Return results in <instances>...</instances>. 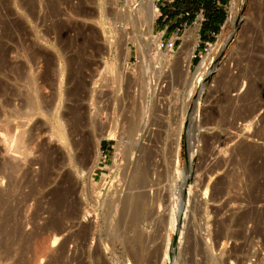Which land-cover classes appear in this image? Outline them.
<instances>
[{
    "label": "rangeland",
    "instance_id": "obj_1",
    "mask_svg": "<svg viewBox=\"0 0 264 264\" xmlns=\"http://www.w3.org/2000/svg\"><path fill=\"white\" fill-rule=\"evenodd\" d=\"M126 2L0 0V218L11 212L0 264H161L166 249L172 264H264V0H230L209 48L194 45L189 97L182 43L195 44L186 31L194 25L174 50L158 49L140 5ZM165 3L155 4L162 16L152 29L162 35L168 25L163 41L175 29ZM10 125L24 138L19 151L7 150ZM127 147L147 156L151 186L123 185L118 195L145 190L151 201L140 222L126 216L114 230L105 202ZM10 161L20 166L12 176ZM186 165L190 193L177 228Z\"/></svg>",
    "mask_w": 264,
    "mask_h": 264
},
{
    "label": "bare ground",
    "instance_id": "obj_2",
    "mask_svg": "<svg viewBox=\"0 0 264 264\" xmlns=\"http://www.w3.org/2000/svg\"><path fill=\"white\" fill-rule=\"evenodd\" d=\"M129 6H132V4H133V2H132V0H127V2H126ZM139 3L140 4H136V5H140L139 7H140V14H142L143 15V18H141V20H142V23L143 24H145V27H147V29H146V35H149L150 36V41L152 42V43H154V45H155V47H157L158 49H159V44H160V35H161V32H157V34H154L153 33V31H152V29H153V23H154V20H155V17H157L158 16V14H159V12L158 11H156L155 10V1L154 0H140L139 1ZM158 7V6H157ZM158 10H159V8H158ZM138 14V13H137ZM157 15V16H156ZM137 17H138V15H137ZM141 35V34H140ZM145 35V36H146ZM142 36H144V35H142ZM145 36H144V39H146L145 38ZM148 36V37H149ZM141 37V36H140ZM227 37V36H226ZM228 38V37H227ZM226 38V39H227ZM225 39V40H226ZM261 39V38H260ZM141 40H142V38H139L138 36L136 37V38H134V44H135V46H136V49L138 50V51H141V44H142V42L144 41H142L141 42ZM148 41V40H147ZM183 45L182 46H186V47H188V49H187V52H186V54H185V61H183L184 62V71L187 73V76H188V78H189V82L187 81L186 82V85L188 86V89H187V96L189 97V95H190V93H191V91H192V83H193V77H194V75L196 74V73H191V74H189L188 75V69H187V66H188V63H189V58H190V56H191V54L193 53V49H194V45L196 44H194V43H191L190 42V40H189V37L188 36H184V38H183V43H182ZM210 45H211V43H210ZM129 50H130V48H129V46H127L126 47V54L128 55L129 54ZM260 50V49H259ZM263 50V49H262ZM255 53V52H254ZM142 58H144V56L142 57ZM264 59V58H263ZM262 62V61H261ZM248 67V66H247ZM251 68V67H250ZM171 70V69H170ZM256 70H258V69H256ZM253 73V72H252ZM256 77V76H255ZM195 78V77H194ZM256 78H258V77H256ZM188 80V79H187ZM16 81V80H15ZM175 82V81H174ZM249 83V82H248ZM174 84V83H173ZM233 84H235V83H233ZM191 85V86H190ZM169 87V86H168ZM254 87V86H253ZM255 88H257V86L255 85ZM255 88H252V89H255ZM259 88V87H258ZM249 89V88H248ZM256 91V90H255ZM27 92V91H26ZM250 95H251V93H250ZM243 98V97H242ZM188 99V98H187ZM246 99V98H245ZM240 100V99H239ZM242 100V99H241ZM31 101V100H30ZM253 108V107H252ZM28 110H29V108H28ZM32 110V109H31ZM19 114V113H18ZM25 114H27V113H25ZM27 115H29V113L27 114ZM252 117V116H251ZM127 120V119H126ZM131 122V121H130ZM137 122V121H136ZM16 123V122H15ZM194 123V122H193ZM250 123V122H249ZM130 124V123H129ZM17 125V124H16ZM15 125V126H16ZM22 125V124H21ZM134 125V124H133ZM250 125V124H249ZM139 126V125H138ZM193 126V125H192ZM22 127V126H21ZM140 127V126H139ZM8 129H7V132L6 133H8L9 135H7V136H9L8 137V149L7 150H11L12 152L13 151H19V147H21V145L19 144L20 142H21V138L22 137H20V134H19V136L18 135H13L12 133H10V131H12V125H10L9 127H7ZM132 128V127H131ZM194 128V127H193ZM15 129V128H14ZM22 130V129H21ZM18 131V130H17ZM20 131V130H19ZM22 132V131H21ZM20 132V133H21ZM25 132V131H24ZM128 132V131H127ZM5 133V134H6ZM135 132H133V134H134ZM4 134V133H3ZM4 134V135H5ZM16 134V133H15ZM18 134V133H17ZM116 133H115V129L113 128V129H109L108 130V132H101L100 133V135L98 136V139H100V138H102V137H104V136H108L109 138H112V136L114 137V135H115ZM131 135V134H130ZM118 136V135H117ZM5 137V136H4ZM116 137V136H115ZM5 139H6V137H5ZM22 139H24V138H22ZM12 140L14 141L13 142V144L14 145H12V144H10L9 142L11 141L12 142ZM7 141V140H6ZM133 142V141H132ZM187 142H188V147H189V150H190V156H189V158L191 159V156H192V153H193V145H194V143H195V133H194V131L192 130V129H190V130H188V132H187ZM21 143H24V142H21ZM6 144V143H5ZM20 145V146H19ZM24 145V144H23ZM26 145V144H25ZM148 147V146H147ZM7 148V147H6ZM22 148V147H21ZM125 148V147H124ZM138 148H140V147H138ZM176 148V147H175ZM244 150H245V148H243ZM6 150V151H7ZM122 150V149H121ZM148 150V149H147ZM171 150V149H170ZM244 150H243V152H244ZM20 151H22V149L20 150ZM124 151H125V155H126V162H125V166H124V168H122L123 169V171H122V173H119V176H121L122 175V177H121V179L119 180V178L117 179V180H119L120 181V184H119V187H118V189H116V194L114 195V196H110L109 197V199L107 200V202H105V203H107V207H108V212L110 213L109 215H111V213L112 214H114V217L112 218V219H114V224H110V226L112 227V228H115L114 230H116V228H117V225L118 224H120L121 223V221L124 219V217H126V216H128L127 217V219L129 218V221L128 222H130L129 223V225L131 224V223H135V222H138V220L140 219V217H141V215H142V212L146 209V207L150 204V201H151V199H149L148 197V194H147V191L145 192V190H142V191H138V192H136V193H134L133 192V194H129V195H125V196H119L118 195V193H119V190L122 188V186L124 185V187L125 188H127V191H128V189L131 191H133V189H137V188H144L145 186H147V185H149V186H151L150 185V182L148 183V175H149V171H150V169L148 168L149 167V165H147V164H144V162H145V160L147 159V158H145V157H147V156H143L144 157V159H143V157H142V155H143V153H142V155H138L137 157H133V154L131 153L130 154V149H128V147L126 148V149H124ZM145 151V150H144ZM11 152V153H12ZM132 152V151H131ZM16 153V152H15ZM23 153V152H22ZM29 153V152H28ZM175 153H176V149H175ZM174 153V154H175ZM18 154H21L20 152L18 153ZM24 154V153H23ZM23 154H22V156H23ZM149 154V153H148ZM11 155V154H10ZM16 155V154H15ZM153 156V155H152ZM177 156V155H176ZM7 157V156H6ZM98 157V156H97ZM97 157L93 160V165L92 166H94L96 163H97ZM150 157V156H149ZM14 158H15V156H14ZM151 158V157H150ZM175 158V157H174ZM13 159V158H12ZM11 159V160H12ZM20 159V158H19ZM174 160V159H173ZM175 160H177V158L175 159ZM175 162V161H174ZM176 163V162H175ZM123 164V163H122ZM176 164H178V163H176ZM91 166V167H92ZM91 167L89 168V169H91ZM130 167V168H129ZM128 168L130 169V171L128 172V175H127V173H126V169L128 170ZM190 166H188V165H186L184 168H182L181 169V171H180V173H179V178H180V180H179V183H178V185H179V191H178V195L181 197L180 198V202H179V204H180V207H179V209H178V212L176 213V218H174L173 216L171 217V226H172V224H173V227H174V225H176L177 226V228L179 227V220L181 219V220H183L182 218V215L184 216V214H185V210H184V203H183V201H184V195H186L188 192H189V190H190V188L189 187H187V192L185 191V183H186V180L188 179V176H189V171H190ZM9 169H10V174H11V176L13 175V174H15L19 169H20V166H19V163L17 162V161H10L9 162ZM174 169V168H173ZM176 169H174L173 171H175ZM178 170V169H177ZM176 170V171H177ZM177 172H179V171H177ZM8 174V173H7ZM178 174V173H177ZM126 175L128 176V178L127 179H125L126 178ZM118 176V177H119ZM172 176V175H171ZM13 179V178H12ZM8 180V179H7ZM116 180V181H117ZM119 183V182H118ZM153 183V182H152ZM177 185V186H178ZM116 186V185H115ZM140 190V189H139ZM176 190V189H175ZM65 191V190H64ZM177 191V190H176ZM129 192V191H128ZM14 193V192H13ZM131 193V192H130ZM170 193V192H169ZM175 191H174V194H173V192H172V195L175 197ZM190 193V192H189ZM125 194V193H124ZM1 195V194H0ZM123 195V194H122ZM9 198V197H8ZM183 199V200H182ZM3 201V200H2ZM2 201H0V205H1V203H2ZM149 203V204H148ZM152 203H154V199H152ZM155 205V204H154ZM67 206V205H66ZM178 208V207H177ZM14 209V208H13ZM148 209L149 208H147V210L146 211H148ZM152 209V208H151ZM1 210V209H0ZM150 210V209H149ZM150 212H152L151 213V216H152V218H153V209L152 210H150ZM4 213H5V211H4ZM4 213L1 215V216H4ZM10 209H8V211L6 212V214H5V216L3 217V218H0V230H1V228L3 229V227L5 226V225H7L6 224V220H8L7 219V216H8V214L10 215ZM149 213V212H148ZM1 214V213H0ZM145 214H147V213H145ZM150 214H148V216H149ZM112 216V215H111ZM147 217V216H146ZM150 217V216H149ZM108 218V217H107ZM144 219V218H143ZM146 220L148 221V218H146ZM150 220V219H149ZM125 221V220H124ZM141 220H139V222H140ZM144 221H145V219H144ZM170 221V220H169ZM8 222V221H7ZM109 222V221H108ZM174 222H175V224H174ZM182 222V221H181ZM149 223V222H148ZM127 224V223H126ZM123 225V224H122ZM121 224H120V226H122ZM135 225V224H134ZM119 226V225H118ZM127 227V226H126ZM172 227V228H173ZM5 228H6V226H5ZM5 228H4V230H5ZM119 228V227H118ZM120 229V228H119ZM118 229V230H119ZM135 229V228H134ZM174 229V228H173ZM117 230V231H118ZM116 231V232H117ZM9 233V232H8ZM137 235H135V237H136ZM10 237V236H9ZM17 238V237H16ZM132 238V237H131ZM22 239V238H21ZM145 239V238H144ZM35 240V239H34ZM129 240V239H128ZM131 240V239H130ZM134 240L135 241H137V239L136 238H134ZM53 242L52 243H54L55 241H57V237H54L53 238V240H52ZM143 241V240H142ZM41 242V241H40ZM44 242V241H43ZM45 243V242H44ZM135 243V242H134ZM168 243V242H167ZM7 244V243H6ZM37 244V243H36ZM41 244V243H40ZM43 244V243H42ZM138 244V243H137ZM39 246H41V247H43L42 245H39ZM38 246V247H39ZM12 247V246H11ZM134 248V247H133ZM6 249V248H5ZM41 249V248H40ZM39 249V250H40ZM136 249V248H135ZM22 250V249H21ZM20 250V251H21ZM139 250V249H138ZM158 250H160V247L159 248H157V250L156 251H158ZM25 251V250H24ZM138 252V251H137ZM142 252V251H141ZM159 253V252H158ZM20 254V253H19ZM35 254V253H34ZM40 254V253H39ZM8 255V254H7ZM38 255V254H37ZM172 255V254H171ZM10 256V255H9ZM8 256V257H9ZM8 257L6 256V258L8 259ZM139 258V257H138ZM164 258H165V260L161 263V264H166V260H167V263H169V264H172V263H170L171 262V257H170V250H165V252H164ZM2 259H3V257H2ZM22 259V258H21ZM21 259H19V262L21 261ZM6 260V259H5ZM37 260V259H36ZM4 261V260H3ZM35 261V260H34ZM15 262V261H14ZM12 263V264H15V263ZM16 262H17V260H16ZM29 262H26L25 260L24 261H22V262H20V263H18V264H28Z\"/></svg>",
    "mask_w": 264,
    "mask_h": 264
},
{
    "label": "crops",
    "instance_id": "obj_3",
    "mask_svg": "<svg viewBox=\"0 0 264 264\" xmlns=\"http://www.w3.org/2000/svg\"><path fill=\"white\" fill-rule=\"evenodd\" d=\"M230 0H176L168 7H173L170 17L173 18L180 10L188 9L191 18L197 11L199 5H204V20L199 26L189 28L187 32H191V36L195 43L210 41L213 36L217 35L223 28L227 19V5ZM232 3V1H231ZM174 24L170 25L173 26ZM194 31L195 37L192 35Z\"/></svg>",
    "mask_w": 264,
    "mask_h": 264
},
{
    "label": "built area",
    "instance_id": "obj_4",
    "mask_svg": "<svg viewBox=\"0 0 264 264\" xmlns=\"http://www.w3.org/2000/svg\"><path fill=\"white\" fill-rule=\"evenodd\" d=\"M124 1L125 0H123V2ZM137 1L138 0H135L132 5H135ZM154 1H155L156 5L159 1H165L166 5H171L176 0H154ZM158 8H159V6H158ZM161 16H162V13L160 11L159 15L157 16L156 19H158ZM167 17H168V14L163 15L161 21L162 22L165 21L167 19ZM189 17H190V11L188 9H182L173 18H171V19H173L171 21L172 22L171 24H174L175 29L171 32L170 36L165 41L162 40V36L165 32V29L168 27V25L167 24L164 25L165 28L161 29L163 32H162L161 39H160V47L164 46L165 49H167L169 51L174 50V48L177 47V43L182 38L183 33H180V31H184L186 29L185 27L190 25V24H192L194 26L195 25L199 26L201 24V22L204 20V18H203L204 17V5L203 4L199 5V7H198L197 11L194 13V15L191 18H189ZM187 23H189V24L187 25ZM215 36H213V37H215ZM210 43H211L210 41L199 42L197 40L195 47H198V46H200V44H203V49L207 50V48H209V46H210Z\"/></svg>",
    "mask_w": 264,
    "mask_h": 264
}]
</instances>
